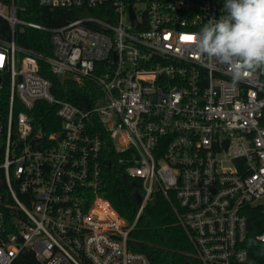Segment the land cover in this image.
<instances>
[{"label":"built area","instance_id":"obj_1","mask_svg":"<svg viewBox=\"0 0 264 264\" xmlns=\"http://www.w3.org/2000/svg\"><path fill=\"white\" fill-rule=\"evenodd\" d=\"M36 1L77 16L48 27L0 0V89L7 81L10 91L0 116V264L25 251L37 264H152L128 242L156 192L203 264H264L250 254L248 218L253 206L264 211V71L234 81L185 39L224 15V0ZM27 28L49 31L52 51L19 42ZM43 64L93 80L94 106L55 96ZM39 100L62 121L46 137L33 134L27 112ZM111 149L141 183L132 223L100 194ZM255 240L264 244V231Z\"/></svg>","mask_w":264,"mask_h":264},{"label":"trees","instance_id":"obj_2","mask_svg":"<svg viewBox=\"0 0 264 264\" xmlns=\"http://www.w3.org/2000/svg\"><path fill=\"white\" fill-rule=\"evenodd\" d=\"M16 4L19 6V16L48 27L63 24L77 16L74 9H53L40 5L36 0H16ZM19 42L37 51L47 53L52 51L50 32L46 30L27 28L20 36ZM42 73L51 80L52 92L58 98L84 108H91L100 96L99 89L91 79H86L84 84H80L73 78L54 74L46 64L42 65ZM9 93L8 82L5 81L4 87L0 89V116L4 120L8 118ZM22 109L24 107L16 103L15 116ZM27 112L33 119V134L39 133L42 137H46L62 128V121L56 113V107L44 100L37 101ZM14 132H16L15 123ZM117 158L118 154L112 149L108 150L104 156L103 186L100 194L111 202L127 222L132 223L139 210L136 194L142 193L141 183L131 178L125 168L117 164ZM109 162H112L111 166L108 165ZM248 218L250 254L256 261H264L263 254H255L256 250L259 252L264 249V244L255 240V234L264 231L262 207H251ZM128 246L132 250L146 254L152 264H203L196 257L195 250L179 223L173 205L161 192H156L144 206L135 227L130 232ZM15 264H37V262L31 251H25Z\"/></svg>","mask_w":264,"mask_h":264},{"label":"clouds","instance_id":"obj_3","mask_svg":"<svg viewBox=\"0 0 264 264\" xmlns=\"http://www.w3.org/2000/svg\"><path fill=\"white\" fill-rule=\"evenodd\" d=\"M223 12L191 33L189 43L198 55L227 66L234 81L264 71V0H224Z\"/></svg>","mask_w":264,"mask_h":264},{"label":"water","instance_id":"obj_4","mask_svg":"<svg viewBox=\"0 0 264 264\" xmlns=\"http://www.w3.org/2000/svg\"><path fill=\"white\" fill-rule=\"evenodd\" d=\"M108 165L111 166V163L109 162ZM134 183H135V182H134ZM136 202H137V204H138L139 206H140V205L142 204V202H143V197H142V195H141L140 193H137V194H136Z\"/></svg>","mask_w":264,"mask_h":264},{"label":"snow or ice","instance_id":"obj_5","mask_svg":"<svg viewBox=\"0 0 264 264\" xmlns=\"http://www.w3.org/2000/svg\"><path fill=\"white\" fill-rule=\"evenodd\" d=\"M185 39H187V40H190L191 39V37L189 36V37H185Z\"/></svg>","mask_w":264,"mask_h":264}]
</instances>
